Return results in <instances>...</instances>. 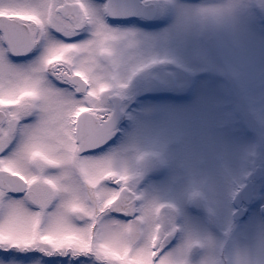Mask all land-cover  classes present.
Returning <instances> with one entry per match:
<instances>
[{
    "label": "snow or ice",
    "instance_id": "snow-or-ice-1",
    "mask_svg": "<svg viewBox=\"0 0 264 264\" xmlns=\"http://www.w3.org/2000/svg\"><path fill=\"white\" fill-rule=\"evenodd\" d=\"M253 5L264 7V0H220L195 15L222 24L244 16L253 26L264 21ZM126 11L155 17L166 10L160 0H134ZM114 14L107 2L98 13L86 0H0V252L67 258V264H221L222 256L234 264H264V232L257 238L229 229L218 239L217 229L208 233L191 220L178 222L173 204L138 194L136 183L148 170L173 160L188 180L187 191L175 198L207 193L211 205L210 187L201 178L207 163L202 145L189 138L174 157L152 153L158 159L151 161L140 155L136 164L127 150L86 154L117 131L105 100L126 86L119 73L137 58L128 52L137 35L107 24L105 17ZM81 30L89 33L83 42L52 35L70 38ZM36 47L43 49L37 66L12 62L27 54L21 48ZM139 56L144 65L165 63ZM49 77L68 87L54 86ZM226 126L216 125L221 132ZM0 264L22 262L0 256Z\"/></svg>",
    "mask_w": 264,
    "mask_h": 264
},
{
    "label": "rangeland",
    "instance_id": "rangeland-1",
    "mask_svg": "<svg viewBox=\"0 0 264 264\" xmlns=\"http://www.w3.org/2000/svg\"><path fill=\"white\" fill-rule=\"evenodd\" d=\"M219 2L160 0L166 11L155 16L152 23L144 19L119 27L107 23L115 30L137 35L135 47L128 50L137 58L129 60L119 73L126 86L107 96L117 95L123 103L120 110L124 115L118 122L120 138L96 156L127 150L133 164L140 155L156 161L158 157L152 153L174 157L190 138L204 147L207 163L201 168V178L210 187L212 204L205 198L207 193L192 200L187 195L181 200L175 198V193L187 191L188 180L173 160L148 170L136 183L138 194L173 204L178 222L191 220L208 233L217 229L218 239H223L229 229L258 238L264 232L258 212L264 195L253 198L250 213L241 222L232 219V200L248 178L256 188L264 186V21L249 26L240 16L222 24L195 15L199 9ZM89 6L103 13V0ZM253 7L264 12V7ZM141 53L162 58L165 63L144 65ZM105 105L112 112L106 100ZM220 121H227L224 132L216 127ZM177 132L187 135L178 136ZM256 168L261 172L258 180L253 177ZM194 187L195 183L189 185L190 190ZM0 256L22 264H41V260L43 264H67L66 258L61 263L59 258L32 252H0Z\"/></svg>",
    "mask_w": 264,
    "mask_h": 264
},
{
    "label": "flooded vegetation",
    "instance_id": "flooded-vegetation-1",
    "mask_svg": "<svg viewBox=\"0 0 264 264\" xmlns=\"http://www.w3.org/2000/svg\"><path fill=\"white\" fill-rule=\"evenodd\" d=\"M86 2H87L89 5H91V3H93V2H97V0H86ZM105 3H106V0H103V5H105ZM131 20H141V21H143L142 19H130V20H127V21H124V22H111V21L108 19V17H106V22H107L108 24L113 25L114 27L122 26V25H124L125 23L130 22ZM152 21H153V20H152ZM152 21H145V22L152 23ZM52 35H53L57 40H62V41H64V42H68V43H74V42H83L84 40H86V39L88 38L89 33L86 32V31L81 30V31L79 32L78 35L73 33V34L70 36V38H69V37H66V36L62 35L61 32L52 31ZM20 51H21V52L26 51L27 54H26V55H17V56H13V57H11V60H12V62H13L16 66H18V67H20V68H23V69H28V68H32V67H34V66H37V65L39 64V61H40V59H41V57H42V54H43V49H42L41 47L33 48V49L30 50V51H28L26 48H21ZM49 80L51 81V83H52L54 86H56V87H58V88H67V87H68L67 85H61V84L58 82V80H56L55 78L49 77ZM112 97H118V96H117V95H113ZM110 98H111V97H107V98H106V101H108L109 103H110ZM122 101H123V100H122ZM122 104H123V103H121V106H122ZM123 115H124V111H121V118H120V121H121ZM120 121H119V122H120ZM118 125H119V123H118L117 126H116V128H117V131L115 132V133H116V137H115V139L113 140V142H112L110 145H108L107 147H105L104 149H102V150H100V151H97V152H95V153H89L88 155H97V154L102 153L103 151L108 150V149L110 148V146H112V145H113V144H114V143L120 138V137H119V130H118L119 126H118ZM256 182H258V181H256ZM246 183H251V184H252L253 198H254L255 196H259L260 194H263V195H264V186H263V187H260L259 189L256 188V186L254 185L255 183H253L252 181H250L249 178L246 180ZM257 187H258V186H257ZM257 189H258V190H257ZM258 194H259V195H258ZM253 198H252V201H251V203H250L249 205L243 206V208H244V210H245V214H244L243 218L240 219V220H238V221L241 222V221L245 220L246 217L249 215V213H250L249 207L252 206V205L254 204V202H253ZM261 207H264V202L261 203V204H259V206H258V212H259L261 218H262L263 221H264V218L262 217L261 212H260ZM113 214H114V213H113ZM114 216L117 217L118 215H114ZM124 218H126V217H124ZM174 242H175V241H173V243H174ZM66 259H67V258H66ZM58 261L61 262V263L64 262V260H63L62 258H59Z\"/></svg>",
    "mask_w": 264,
    "mask_h": 264
},
{
    "label": "water",
    "instance_id": "water-1",
    "mask_svg": "<svg viewBox=\"0 0 264 264\" xmlns=\"http://www.w3.org/2000/svg\"><path fill=\"white\" fill-rule=\"evenodd\" d=\"M106 2L109 3L112 6V8L115 10L114 15L107 16L111 22H124L130 19H144L147 21H152L154 19V17H143L140 15L129 14L126 11V9L132 6L134 0H106ZM110 104L112 106V112L116 115V125H117L121 118V110H120L121 99L118 97H111ZM115 137H116V133L103 146L93 149L86 154L95 153L97 151L104 149L113 142ZM260 176H261L260 169L256 168L253 177L255 180H258ZM252 198H253L252 185L251 183H247L243 188H241L236 193V195L232 200V206L235 209V211L232 214L233 220H240L243 218L245 214V210L243 206L249 205L250 202L252 201ZM260 212L262 217L264 218V207H261Z\"/></svg>",
    "mask_w": 264,
    "mask_h": 264
},
{
    "label": "clouds",
    "instance_id": "clouds-1",
    "mask_svg": "<svg viewBox=\"0 0 264 264\" xmlns=\"http://www.w3.org/2000/svg\"><path fill=\"white\" fill-rule=\"evenodd\" d=\"M221 264H234V261L229 259L227 256L221 257Z\"/></svg>",
    "mask_w": 264,
    "mask_h": 264
}]
</instances>
